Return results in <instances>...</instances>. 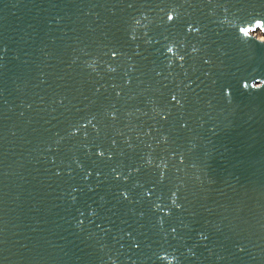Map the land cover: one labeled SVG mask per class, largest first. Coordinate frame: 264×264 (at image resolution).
Wrapping results in <instances>:
<instances>
[{
	"label": "water",
	"instance_id": "water-1",
	"mask_svg": "<svg viewBox=\"0 0 264 264\" xmlns=\"http://www.w3.org/2000/svg\"><path fill=\"white\" fill-rule=\"evenodd\" d=\"M264 0H0V264H264Z\"/></svg>",
	"mask_w": 264,
	"mask_h": 264
},
{
	"label": "rangeland",
	"instance_id": "rangeland-1",
	"mask_svg": "<svg viewBox=\"0 0 264 264\" xmlns=\"http://www.w3.org/2000/svg\"><path fill=\"white\" fill-rule=\"evenodd\" d=\"M256 36L259 38V39H261V40H263L264 41V36L261 34V33H256Z\"/></svg>",
	"mask_w": 264,
	"mask_h": 264
}]
</instances>
